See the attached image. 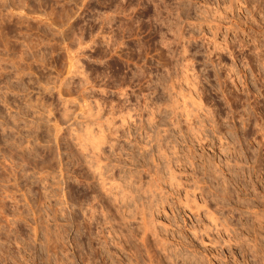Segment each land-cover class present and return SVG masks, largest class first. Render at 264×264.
Instances as JSON below:
<instances>
[{
  "label": "rangeland",
  "instance_id": "374dc122",
  "mask_svg": "<svg viewBox=\"0 0 264 264\" xmlns=\"http://www.w3.org/2000/svg\"><path fill=\"white\" fill-rule=\"evenodd\" d=\"M2 3L9 264H264V0Z\"/></svg>",
  "mask_w": 264,
  "mask_h": 264
},
{
  "label": "bare ground",
  "instance_id": "6f19581e",
  "mask_svg": "<svg viewBox=\"0 0 264 264\" xmlns=\"http://www.w3.org/2000/svg\"><path fill=\"white\" fill-rule=\"evenodd\" d=\"M8 1L9 0H3V3H2V5H3V7L4 8H6L7 9V11L6 12H3L2 13V15H1V25H2V30H3V41H4V45H5V48H6V50H11V30H12V17H11V9H9V4H8ZM217 44V46L219 47V49L221 50V46H220V44L219 43H216ZM236 45V44H235ZM235 45H232V44H228V46H226V49L227 50H230V53L231 54H233V50H236V47L237 46H235ZM236 57V56H235ZM8 61V60H7ZM219 61H221V60H219ZM222 62V61H221ZM219 63V62H218ZM229 70H230V72L232 71H234V67L233 66H231V67H229ZM224 96H225V94H224ZM226 97V96H225ZM226 99V98H225ZM233 127H232V130H237V128H236V126H234V125H232ZM77 140L79 141V145H80V147H82V148H84V149H87V148H92V151L93 152H96V151H101L102 150V144L104 143V140H105V134H104V132L101 130V131H98V132H95L94 130H92L91 128H89V127H87L86 128V131H82L81 133L79 132L78 134H77ZM243 155V154H242ZM114 180V182H118V181H116V176H115V174H111V175H104V174H102L101 172H95V174H94V182H92V184L91 185H93V183H98V185H101V187H105L106 185H107V183L108 182H110V181H113ZM89 182V181H88ZM90 183V182H89ZM113 184V183H112ZM117 186V188H121V192H122V197H123V200L125 199V198H132V200L135 202V204H136V197H135V194H134V190H133V188H132V190H128L129 189V186H125V185H121V184H117L116 185ZM91 187V186H90ZM132 187V186H131ZM110 190H111V188H109ZM93 191H98V190H95V189H93ZM98 193V192H97ZM119 192H116V193H114L113 192V194H114V196H115V199H116V201L118 202V198H117V194H118ZM97 197H99L100 198V196L97 194L96 195ZM7 197V196H6ZM102 199V197L99 199V200H101ZM1 201V205H0V209H3V208H5V203H4V199H1L0 200ZM101 202L103 203V201L101 200ZM103 205V210H104V212H102L103 214H104V217L107 219L109 216V213H108V211H107V209H106V205H104V203L102 204ZM97 211V210H96ZM95 211L92 209V213H91V218L93 219V218H95L94 217V215H95V213H94ZM262 213V212H261ZM261 213H259L260 215H261ZM264 213V212H263ZM154 214H150L149 215V217L150 218H152V216H153ZM7 216L8 215H4V220L5 221H7L6 223H8V222H10V220H8V218H7ZM258 217V216H257ZM264 218V217H263ZM215 219V218H214ZM216 220V219H215ZM107 223H109L110 224V229L109 230H111V232L110 233H112V232H115V230H114V225H113V223H112V221L111 220H108V222ZM262 223H264V222H262L261 221V223L260 224H262ZM10 225V224H9ZM9 225H7L6 224V226H9ZM6 226H5V224L3 225L1 222H0V230L2 231V230H5V239L4 240H6V241H8L9 242V238H10V234H9V231L10 230H8V229H5L6 228ZM9 227H11V226H9ZM113 229V230H112ZM109 233V235H111ZM111 236H114V235H111ZM111 238V237H110ZM1 244V243H0ZM7 244L8 243H5V241L3 242V244L2 245H0V256H1V260H4L5 262L4 263H2L1 261H0V264H9V261H12L13 259H14V257L12 258L11 257V253H10V249H8L7 248ZM11 248V247H10ZM10 258H12L11 260H9ZM9 260V261H8ZM121 261V260H120ZM149 261V264H157V263H155V260L152 258V257H150V259L148 260ZM157 261V260H156ZM14 262H15V260H14ZM108 262V261H107ZM110 262V261H109ZM10 263H12V262H10ZM140 263V260L138 259V257L136 258V262L135 263H133V264H139Z\"/></svg>",
  "mask_w": 264,
  "mask_h": 264
}]
</instances>
